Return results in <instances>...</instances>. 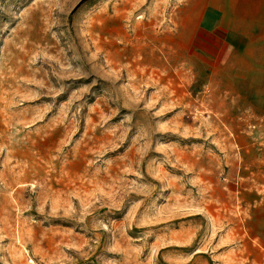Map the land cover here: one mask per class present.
<instances>
[{"label": "rangeland", "instance_id": "obj_1", "mask_svg": "<svg viewBox=\"0 0 264 264\" xmlns=\"http://www.w3.org/2000/svg\"><path fill=\"white\" fill-rule=\"evenodd\" d=\"M264 0H0V264H264Z\"/></svg>", "mask_w": 264, "mask_h": 264}, {"label": "crops", "instance_id": "obj_2", "mask_svg": "<svg viewBox=\"0 0 264 264\" xmlns=\"http://www.w3.org/2000/svg\"><path fill=\"white\" fill-rule=\"evenodd\" d=\"M253 55L257 56V71L259 75H262V78L259 76V79L264 81V34L259 35L257 44L253 45Z\"/></svg>", "mask_w": 264, "mask_h": 264}]
</instances>
